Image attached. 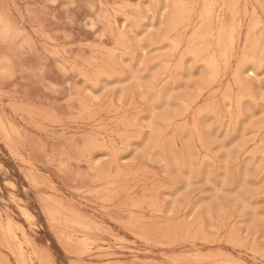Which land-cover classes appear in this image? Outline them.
<instances>
[{"label":"rangeland","instance_id":"1","mask_svg":"<svg viewBox=\"0 0 264 264\" xmlns=\"http://www.w3.org/2000/svg\"><path fill=\"white\" fill-rule=\"evenodd\" d=\"M155 1L0 0V264H264V55L208 75L203 0Z\"/></svg>","mask_w":264,"mask_h":264},{"label":"bare ground","instance_id":"2","mask_svg":"<svg viewBox=\"0 0 264 264\" xmlns=\"http://www.w3.org/2000/svg\"><path fill=\"white\" fill-rule=\"evenodd\" d=\"M157 1V0H156ZM156 1H155V3H156ZM178 1H180V0H178ZM184 2L185 1H187V0H183ZM199 1V0H198ZM197 1V2H198ZM241 1L242 0H203L202 1V6H201V9H200V12H199V16H198V18H199V23H200V25H198V28H196L197 29V31H196V34H195V36H194V38L192 39L193 40V42L194 43H197V44H201V43H203L206 39H209V38H211V39H213L214 40V42H215V45H216V52L217 53H215V51H214V55L212 56V57H210V59H208L207 60V65H208V67H209V69H210V73H211V71H212V73L211 74H208V75H212L213 73H215V75H216V73H218L219 72V70H218V72H216V70H217V68H218V64H219V62L220 61H227V58H228V56H229V52H231V51H233V49H234V47H235V44L237 43V44H239V42L241 43V41H242V38H243V36H242V28L244 27V25H245V23H246V21H248V23L246 24V34H245V37H244V53H243V57H245L244 59L245 60H248V59H257V56H262V55H264V54H262V53H264V30L261 28V22H260V17H259V15L260 14H264V5H263V3L261 2V0H251V3L248 1V0H245V3H244V5L242 6V4H241ZM158 2V1H157ZM183 2V3H184ZM188 2V1H187ZM176 4L178 3V2H175ZM174 4V3H173ZM175 4V5H176ZM178 4H181V3H178ZM177 4V6H176V17L174 18L175 20V25H179V23H182L183 22V19H187V18H184V16H186V15H184L185 14V7H186V5L184 6V4H183V6H184V8H182L181 7V5H178ZM188 4V3H187ZM198 4V3H197ZM197 4H195V5H197ZM194 5V3L192 4V6H195ZM188 6V5H187ZM175 6L173 5V8H174ZM190 8H191V6H189ZM174 10V9H173ZM187 10V9H186ZM189 10V9H188ZM193 11V10H192ZM173 12H175V10L173 11ZM191 13V12H190ZM192 13H194V11L192 12ZM191 13V14H192ZM175 14V13H174ZM196 14V13H195ZM171 15H173L172 13H171ZM190 15V14H189ZM191 16V15H190ZM263 16V15H262ZM187 17V16H186ZM264 17V16H263ZM169 19H171V18H169ZM173 19V18H172ZM171 19V21L173 22V20ZM2 20V19H1ZM189 21H190V19H188ZM192 20V19H191ZM186 21V20H185ZM185 23V22H184ZM184 23H182V24H184ZM187 23V22H186ZM181 24V25H182ZM189 24V23H188ZM173 27L172 28H174L175 26L174 25H172ZM170 27V28H169ZM168 28L169 29H171V26H169ZM183 27V26H182ZM188 27H189V25H188ZM188 27H186V28H188ZM197 27V26H196ZM3 28V27H2ZM185 28V27H184ZM185 28V29H186ZM180 29V28H179ZM185 29H183V30H185ZM168 30V29H167ZM166 30V32H168ZM172 30V29H171ZM177 30V29H176ZM11 31H12V29H11ZM175 31V30H174ZM195 31V30H194ZM2 32H3V30H2ZM165 32V33H166ZM170 32V31H169ZM173 32V31H172ZM8 33H10V32H5V34H8ZM174 33H176V32H174ZM182 33V32H181ZM195 33V32H194ZM4 34V35H5ZM170 34V33H169ZM176 34H178V33H176ZM180 34V33H179ZM120 35V34H119ZM194 35V34H193ZM193 35L191 36V34H190V36H191V38L193 37ZM165 36V35H164ZM167 36H169V35H167ZM185 36V35H184ZM189 36V37H190ZM175 37V36H174ZM177 37V36H176ZM179 37V36H178ZM181 37V36H180ZM173 38V37H172ZM182 38V37H181ZM188 38V37H187ZM161 39H164V37H161ZM161 39H160V41H161ZM178 39H180V38H178ZM190 39V38H189ZM166 40H170L171 41V39H166ZM165 40V41H166ZM174 40V39H173ZM181 40V39H180ZM180 40H178V41H180ZM165 41H163V42H165ZM177 41V42H178ZM163 42H160L161 44L163 43ZM174 42V41H173ZM187 42V41H186ZM185 42V43H186ZM206 42V41H205ZM160 43H157V44H160ZM166 43H168V42H166ZM165 43V44H166ZM169 44H170V42H169ZM174 44H175V42H174ZM173 44V47L175 46ZM177 44V43H176ZM180 44V43H179ZM208 44V43H207ZM155 45V44H154ZM167 45V44H166ZM165 45V46H166ZM171 47H172V41H171ZM189 45V44H188ZM191 45V44H190ZM190 45L188 46V47H190ZM212 45V44H211ZM156 46V45H155ZM157 46H159V45H157ZM177 46H178V44H177ZM181 46V45H180ZM180 46H178V47H180ZM185 46H187V45H185ZM152 47V46H151ZM187 47V48H188ZM194 47H195V45H194ZM213 47V46H212ZM243 47V46H242ZM155 48V47H154ZM158 48H160V47H158ZM161 48H162V46H161ZM167 48H168V46H167ZM121 49V48H120ZM173 49V48H172ZM171 49V50H172ZM171 50H169L170 51V53L171 52H174L175 50H173V51H171ZM197 50L198 51H196L195 53H194V50H193V53L195 54V55H199V54H204V53H209L210 52V50H209V48H206L205 46H203V44H201V45H198L197 46ZM178 51V49H176V52ZM184 51H185V49H184ZM188 51V50H187ZM175 52V53H176ZM189 52H190V50H189ZM192 52V51H191ZM237 52V51H236ZM241 52H242V50H241ZM144 53V52H143ZM240 53V52H239ZM173 54V53H172ZM172 54H169L168 53V55L167 56H171ZM191 55V54H190ZM205 55V54H204ZM211 55V54H210ZM241 55V54H240ZM181 56V58H182V56L183 55H180ZM231 56V55H230ZM172 57H174L173 55H172ZM208 57V56H207ZM240 57H242V56H240ZM159 58V57H158ZM163 58V57H162ZM164 58H166V57H164ZM167 58H169V57H167ZM166 58V59H167ZM261 58V57H260ZM160 59H161V57H160ZM159 59V60H160ZM173 59V58H172ZM185 58L183 57V60H184ZM197 59H198V57H197ZM199 59H201V57L199 58ZM198 59V60H199ZM203 59V58H202ZM231 57H230V60H229V62L231 61ZM162 60V59H161ZM168 60H170V59H168ZM181 61L182 59H179V55H178V60L177 61ZM195 60V59H194ZM252 60H249V61H252ZM258 60V59H257ZM158 61V60H157ZM203 61H204V59H203ZM240 61V60H239ZM264 61V60H263ZM196 62V61H195ZM198 62V61H197ZM205 62V61H204ZM243 62H245L246 63V61H243ZM248 62V61H247ZM255 62L257 63V61L255 60ZM168 63V62H167ZM167 63H162V65L163 64H167ZM177 63H179V62H177ZM177 63L175 64V67H176V65H177ZM180 63H182V61L180 62ZM201 64H205V63H202V62H200ZM221 63V62H220ZM225 63V62H224ZM241 63V62H240ZM264 63V62H263ZM169 64H171V63H169ZM238 64V63H237ZM254 64V63H253ZM261 64H262V62H261ZM182 65V64H181ZM181 65H177V66H180V68H181ZM198 65V64H197ZM228 65V64H227ZM263 65V64H262ZM164 66H166V65H164ZM207 67V66H206ZM225 67H227L226 65H225ZM251 67V66H250ZM258 67H260L259 65H258ZM166 68H167V66H166ZM170 68V67H169ZM236 68H238V67H236ZM253 68V67H252ZM251 68V69H252ZM176 69V68H175ZM259 69V68H258ZM171 71H172V69H170ZM179 70V69H178ZM249 70V69H248ZM166 71V70H165ZM253 71V70H252ZM179 72V71H178ZM181 72H182V70H181ZM170 73V72H169ZM168 73V74H169ZM177 73V72H176ZM220 73V72H219ZM219 73L217 74V75H219ZM164 74H166V73H164ZM224 74H225V72H224ZM214 75V76H215ZM216 75V76H217ZM234 75V74H233ZM169 76H170V74H169ZM236 76H237V74H236ZM211 77V76H210ZM209 77V78H210ZM218 77V76H217ZM208 78V79H209ZM216 80H218L216 77H214ZM231 78V77H230ZM233 78V77H232ZM239 79V78H238ZM166 80V79H165ZM168 80V79H167ZM169 80H170V78H169ZM175 80V79H174ZM210 80V79H209ZM241 80V79H240ZM234 81V80H233ZM238 81V80H237ZM209 82V81H208ZM214 82V81H213ZM218 82V81H217ZM165 83V82H164ZM170 84H172V83H170ZM205 84H207V83H204V85ZM230 84V83H229ZM209 85V83L206 85V86H208ZM214 85V84H213ZM223 84H221V86H222ZM237 85V84H236ZM240 85V84H239ZM166 86V85H165ZM219 86V85H218ZM174 87H175V85H174ZM210 87H211V85H210ZM226 87H227V84H226ZM207 88H209V86L207 87ZM229 88H231V87H229ZM199 89H201V88H199ZM198 89V90H199ZM157 90V89H156ZM202 90V89H201ZM204 90V89H203ZM159 92H160V90H158ZM232 91V90H231ZM198 92V91H197ZM214 92H216V91H214ZM217 92H218V90H217ZM226 92V91H225ZM228 92V91H227ZM156 93V92H155ZM159 94V93H158ZM197 94V93H196ZM203 95H205V94H203ZM250 95V94H249ZM159 96V95H158ZM200 96V95H199ZM242 97H243V95H242ZM251 97V96H250ZM250 97H248V98H250ZM197 98V97H196ZM199 98V97H198ZM225 98V97H224ZM229 98V97H228ZM236 98V97H235ZM237 98H239V97H237ZM230 100H231V98H229ZM192 100V99H191ZM196 100H198V99H196ZM225 100V99H224ZM229 100V103L231 102ZM240 101H241V99H239ZM239 100H238V102H239ZM251 100V99H250ZM253 100V99H252ZM218 101V100H217ZM227 101V100H226ZM235 101V100H234ZM248 101V100H247ZM187 102V101H186ZM193 102V101H192ZM196 102V101H195ZM228 102V101H227ZM251 103H252V101H250ZM159 103V102H158ZM232 103V102H231ZM231 103H230V105H231ZM183 104V103H182ZM239 104V103H238ZM255 104V103H254ZM184 106H185V104H183ZM205 105H207V104H205ZM204 105V106H205ZM229 105V104H228ZM256 105V104H255ZM187 107V105L185 106V108ZM202 107V106H201ZM211 107V106H210ZM213 107V106H212ZM218 107V106H217ZM230 107H232V106H230ZM188 108H189V106H188ZM188 108H186V110L188 109ZM209 108V107H208ZM240 108V107H239ZM218 109V108H217ZM216 108L214 109V111L215 110H217ZM238 109V108H237ZM237 109H235V110H237ZM185 110V111H186ZM200 110H201V108H200ZM230 110V109H229ZM119 111V110H118ZM190 111V109H188V112ZM207 111H209V109L207 110ZM12 112H13V110H12ZM183 112H184V110H183ZM201 112V111H200ZM206 112V111H205ZM210 112V111H209ZM252 112V111H251ZM203 113H204V111H203ZM229 113H230V111L228 112V117H229ZM197 114V113H196ZM205 114V113H204ZM214 114V113H213ZM215 114H216V111H215ZM214 114V116H216ZM240 114V113H239ZM219 115H220V113H219ZM182 116V115H181ZM180 116V117H181ZM184 117V116H183ZM196 117V116H195ZM199 117V116H198ZM219 117V119H220V116H218ZM230 117H231V114H230ZM234 117H235V115H234ZM231 118H233V117H231ZM183 119V118H182ZM192 119H194L193 117H192ZM208 119V118H207ZM210 119V118H209ZM208 119V120H209ZM223 119V118H222ZM238 119V118H237ZM240 119V118H239ZM238 119V120H239ZM224 120V119H223ZM223 120H222V122H223ZM233 120V119H232ZM206 121V120H205ZM220 121V120H219ZM242 121V120H241ZM195 122V121H194ZM213 122V121H212ZM216 122H217V119H216ZM221 122V123H222ZM230 122V121H229ZM9 123V122H8ZM218 123V122H217ZM228 123V122H227ZM231 123V122H230ZM233 123V122H232ZM235 123H236V121H235ZM243 123V122H242ZM1 124V123H0ZM184 124V123H183ZM219 124V123H218ZM2 125V124H1ZM8 125V124H7ZM185 125V124H184ZM232 125V124H231ZM261 125V124H260ZM4 126V125H3ZM179 126H181V124L179 125ZM197 126V125H196ZM219 126V125H218ZM227 126H228V124H227ZM264 126V125H263ZM184 127V126H183ZM188 127V126H187ZM187 127H186V129H187ZM214 127H215V125H214ZM223 127V126H222ZM233 127H235V126H233ZM237 127V126H236ZM259 127V126H258ZM179 128V127H178ZM190 128V127H189ZM194 128V127H193ZM200 129V128H199ZM237 129V128H236ZM235 129V130H236ZM255 129H257V128H255ZM261 129V128H260ZM183 130V129H182ZM197 130V129H196ZM264 130V129H263ZM262 129H261V131H263ZM10 131V130H9ZM193 131H194V129H193ZM228 131H229V129H228ZM8 132V131H7ZM11 132V131H10ZM187 132L189 133L190 131H188L187 130ZM199 132V131H198ZM201 132V131H200ZM200 132H199V135L201 136V134H200ZM18 133V132H17ZM16 133V134H17ZM195 133H197V131L195 132ZM189 134H191V132L189 133ZM3 135V134H2ZM6 136V135H5ZM198 136V135H197ZM10 137V136H9ZM202 137V136H201ZM158 138H159V136H158ZM257 138V137H256ZM160 139H161V137H160ZM169 140L171 139V138H168ZM167 139V140H168ZM201 139V138H200ZM10 140H11V137H10ZM261 140V139H260ZM260 140H259V142H260ZM199 141H201V140H199ZM6 142H9V141H6ZM5 142V143H6ZM162 142V141H161ZM194 142V141H193ZM202 142V141H201ZM200 142V143H201ZM254 142V141H253ZM199 143V142H198ZM199 143V144H200ZM11 144V143H10ZM103 144V143H102ZM158 144V143H157ZM262 144V143H261ZM173 145V144H172ZM258 145H260V143L258 144ZM8 146V145H7ZM12 146H14V145H12ZM201 146H203L202 144H201ZM256 146V145H255ZM264 146V145H263ZM258 147V146H257ZM12 148V147H11ZM155 148V147H154ZM259 148V147H258ZM95 149V148H94ZM14 150V149H13ZM102 150V149H101ZM104 150V149H103ZM197 149L195 148V151H196ZM14 151H16V150H14ZM107 151V150H106ZM261 151V150H260ZM13 152V151H12ZM104 152V151H103ZM198 152V151H197ZM258 152H259V150H258ZM86 153V152H85ZM105 153V152H104ZM190 153V152H189ZM254 153V152H253ZM258 154V153H257ZM264 154V153H263ZM263 154H261V156L263 155ZM191 155V154H190ZM259 155V154H258ZM253 156H254V154H253ZM264 156V155H263ZM21 157V156H20ZM200 157V156H199ZM203 157H205V156H203ZM22 158V157H21ZM207 158V157H206ZM206 158H203V162L204 161H206V160H204V159H206ZM253 158H255V157H253ZM201 159H202V157H201ZM207 159H209V158H207ZM183 161V160H182ZM207 162H209V161H207ZM22 163V162H21ZM26 162H24V163H22V164H25ZM261 170H263V168L261 169ZM31 171V170H30ZM27 172V171H26ZM32 172V171H31ZM28 174V173H27ZM34 175V173L32 174V176ZM34 176H36V175H34ZM28 177H30L29 176V174H28ZM27 178V177H26ZM36 178H38L37 176H36ZM30 183V182H29ZM39 183V182H38ZM7 184H9V183H7ZM33 184V183H32ZM49 184V183H48ZM10 186H11V184H9ZM13 186V185H12ZM11 186V187H12ZM14 188V187H13ZM43 188H46V187H43ZM12 189V188H11ZM104 191H106L107 192V190H104ZM110 192V191H109ZM10 196V195H9ZM50 196V195H49ZM10 197H12V196H10ZM45 197H46V195H45ZM56 197V196H55ZM58 198V197H57ZM56 198V199H57ZM246 199H248V198H246ZM245 199V200H246ZM38 200H39V202H41V200H40V198H38ZM58 200H60V199H58ZM243 200V199H242ZM250 200H253V199H250ZM240 202H241V200H239ZM19 202H21V201H19ZM56 202V201H55ZM58 202V201H57ZM56 202V203H57ZM248 202V201H247ZM246 202V203H247ZM62 203V202H61ZM47 204V203H46ZM10 205V204H9ZM59 205H60V201H59ZM243 205V204H242ZM245 205V204H244ZM252 205V204H251ZM56 206V205H55ZM62 206H64L63 204H62ZM58 207V206H57ZM252 207H253V205H252ZM64 208V207H63ZM70 208H71V206H70ZM18 209V208H17ZM45 209H47V208H45ZM65 209H67V208H65ZM250 209V208H249ZM63 210V209H62ZM73 210H75V212H76V214H77V210L76 209H73ZM251 210V209H250ZM48 211H49V209H48ZM20 212H21V210H20ZM45 212V211H44ZM47 212V211H46ZM51 212V211H50ZM64 212H66V211H64ZM67 213V212H66ZM53 214H54V216L56 215L54 212H53ZM129 215H132V214H129ZM8 216V215H7ZM6 216V217H7ZM60 216H62V213H61V215ZM73 216V215H72ZM85 216V215H84ZM134 216V215H133ZM4 217H5V215H4ZM22 217V216H21ZM27 217H29L28 215H27ZM74 217H76V216H74ZM47 218H49V217H47ZM58 218V217H57ZM56 218V221L57 220H59V219H57ZM59 218H61V217H59ZM65 218H66V216H65ZM6 219V221H7V219L8 218H5ZM52 219V218H51ZM62 219H63V217H62ZM71 219V218H70ZM79 219H81V218H79ZM8 220H10V218L8 219ZM31 220V219H30ZM46 220V219H45ZM66 220V219H65ZM67 220H68V218H67ZM27 221H29V220H27ZM49 221V220H48ZM63 221V220H62ZM61 221V222H62ZM72 221V220H71ZM86 221V220H85ZM88 221V220H87ZM212 221V220H211ZM15 222V221H14ZM50 222V221H49ZM59 222V221H58ZM112 222V221H111ZM63 223V222H62ZM70 223H72V222H70ZM80 222H78V224H79ZM2 224V223H1ZM25 224V223H24ZM48 224V223H47ZM55 224V223H54ZM54 224H53V222H52V225L54 226ZM68 224V223H67ZM75 224V223H74ZM81 224V223H80ZM79 224V225H80ZM16 225V224H15ZM21 225V224H20ZM56 226L57 225H60V224H55ZM95 225V224H94ZM132 225H135V224H132ZM3 226V225H2ZM8 225H5V228L7 227ZM14 226V225H13ZM16 226H18V224L16 225ZM49 226V225H48ZM69 226H70V224H69ZM81 226H83V225H81ZM80 226V227H81ZM125 226V225H124ZM10 227V226H9ZM8 227V228H9ZM58 227V226H57ZM60 227H63L62 225L61 226H59V228ZM71 227V226H70ZM70 227H68L69 229H70ZM73 227H75V226H73ZM77 228L79 227V226H76ZM3 227H1V229H2ZM20 227H17V229H19ZM23 228V227H22ZM84 228V227H83ZM86 228V227H85ZM127 228V227H126ZM0 229V230H1ZM16 229V230H17ZM66 229V228H65ZM76 229V228H75ZM75 229H72V230H74L75 231ZM89 229V228H88ZM3 230L4 229H2V234H3ZM7 230V229H6ZM8 230H10V229H8ZM23 230H24V228H23ZM22 230V231H23ZM51 230V229H50ZM84 230H87V229H84ZM90 230V229H89ZM22 231H21V233H22ZM97 231V230H96ZM131 231V230H130ZM132 231H133V229H132ZM136 231V230H135ZM8 232V231H7ZM12 232V231H11ZM18 232V231H17ZM24 232H25V230H24ZM139 232V231H138ZM13 233V232H12ZM20 233V234H21ZM131 233V232H130ZM140 233V232H139ZM196 233V232H195ZM7 234V233H6ZM9 234V233H8ZM23 234V233H22ZM61 234V233H60ZM13 235V234H12ZM131 235V234H130ZM0 236L2 237V235H1V233H0ZM23 236V235H22ZM53 236H54V234H53ZM55 236H57L56 234H55ZM61 236V235H60ZM132 236H133V234H132ZM135 237V236H134ZM3 238V237H2ZM1 238V239H2ZM6 238H8V237H6ZM24 238V237H23ZM56 238H58L59 239V237H56ZM65 239H66V237H64ZM72 238V237H71ZM114 238V237H113ZM142 238H145L143 235H142ZM233 238V237H232ZM4 239V238H3ZM61 239H63V238H60L59 240L61 241ZM86 239V238H85ZM117 239V238H116ZM121 238H118V240H120ZM230 239V238H229ZM18 240V239H17ZM29 239H27V241H28ZM73 240H74V238H73ZM122 240V239H121ZM195 239H193L192 241H194ZM9 241V240H8ZM7 241V242H8ZM12 241V240H11ZM27 241H25V242H27ZM30 241V240H29ZM64 241V240H63ZM66 241V240H65ZM75 241H77V239L75 240ZM89 241V240H88ZM144 241V240H143ZM146 241V240H145ZM183 241H185V240H183ZM230 241V240H229ZM235 241V246H236V240H234ZM241 241V240H240ZM239 241V242H240ZM1 242V241H0ZM6 242V241H5ZM71 242V241H70ZM78 242V241H77ZM122 241H120V243H121ZM238 242V243H239ZM243 242V241H242ZM239 243V244H243V243ZM18 243H19V241H18ZM30 243H31V241H30ZM29 243V244H30ZM69 243V242H68ZM68 243L66 242V244L68 245ZM74 243V242H73ZM73 243H71V244H73ZM81 243V242H80ZM79 243V244H80ZM88 243H90V241L88 242ZM149 243V242H148ZM182 243V242H181ZM230 243V242H229ZM234 243V242H233ZM233 243H231V244H233ZM252 243V242H251ZM9 244V243H8ZM27 244H28V242H27ZM32 244V243H31ZM30 244V245H31ZM70 244V243H69ZM77 244V243H76ZM85 244H86V242H85ZM92 244V243H91ZM227 244V243H226ZM231 244H229V245H231ZM17 245H19V244H17ZM30 245H27V246H30ZM160 245V244H159ZM159 245H156V246H159ZM163 245V244H162ZM165 245V244H164ZM169 245H171V244H169ZM192 245V244H191ZM228 245V244H227ZM256 245L258 246V244L256 243ZM1 246H2V244H1ZM3 246L4 247H2V248H4V249H6L5 248V246L6 245H4L3 244ZM10 246H11V250L13 251V254L15 253L14 252V247L12 248V245L10 244ZM20 246V245H19ZM70 246V245H69ZM167 246V245H166ZM242 246V245H241ZM78 247H83V246H78ZM85 247H86V245H85ZM234 247V246H233ZM237 247H238V244H237ZM26 248H29V247H26ZM73 248H76V246H74ZM255 248H256V246H255ZM16 249V248H15ZM86 249V248H85ZM85 249H84V253H85ZM100 249V248H99ZM254 249V248H253ZM8 250V252L10 251L9 249H7ZM19 250V249H18ZM20 251V250H19ZM37 251V250H36ZM79 251V253H76L77 255L78 254H80V251L81 250H78ZM81 251V252H82ZM87 251V250H86ZM102 251H104V250H102ZM106 251V250H105ZM132 251H134V250H132ZM256 251V250H255ZM16 252H17V250H16ZM24 252V251H23ZM22 252V253H23ZM76 252V251H75ZM88 252V251H87ZM95 252V251H94ZM97 252H99V251H97ZM101 252V251H100ZM183 252V251H182ZM221 252V251H220ZM262 252V251H261ZM260 252V253H261ZM25 253V252H24ZM35 253H37L36 255L38 256V252H35ZM197 253V252H196ZM195 253V254H196ZM213 253V252H212ZM251 253V252H250ZM10 254V253H9ZM13 254H11V255H13ZM20 254V253H19ZM41 254V253H40ZM39 254V255H40ZM187 254V253H186ZM189 254V253H188ZM191 254V253H190ZM198 254H200V253H198ZM205 254H207V253H205ZM204 254V255H205ZM211 254V253H210ZM216 253H214V255H215ZM224 254V253H223ZM226 254V253H225ZM224 254V256H223V258H226V259H229L230 257L229 256H227V255H225ZM17 255H18V253H17ZM36 255H35V257H36ZM81 255H83L82 253H81ZM80 255V256H81ZM87 254L85 253V256H86ZM192 255V254H191ZM194 255V254H193ZM192 255V256H193ZM213 255V256H214ZM255 255H256V253H255ZM263 255V254H262ZM15 257H16V255H14ZM79 256V255H78ZM84 256V255H83ZM98 255H96V257H97ZM100 256V255H99ZM98 256V257H99ZM110 257H112L111 256V254L109 255ZM108 256V257H109ZM123 256V255H122ZM182 256H183V253H182ZM200 256V255H199ZM212 256V255H211ZM217 256V255H216ZM219 256V255H218ZM225 256H227V257H225ZM20 258H22V256H19ZM18 256L16 257V258H19ZM97 257V258H98ZM115 257V256H114ZM204 257V256H203ZM229 257V258H228ZM260 257V256H259ZM8 258V257H7ZM19 258V259H20ZM24 258V257H23ZM43 258V257H42ZM41 258V259H42ZM100 258H102V257H100ZM177 257L175 256V259H176ZM183 258V257H182ZM181 258V256H179L178 257V259L179 260H181L182 259ZM185 258H186V256H185ZM190 258V257H189ZM207 258H209V257H207ZM213 258V257H212ZM219 258V257H218ZM264 258V257H263ZM29 259V258H28ZM38 259H40L39 257H38ZM37 259V260H38ZM186 259H188V258H186ZM201 259H203V258H201ZM262 259V258H261ZM170 260V259H169ZM190 260V259H189ZM210 260H216V259H210ZM230 260H232L233 262H234V260L235 259H230ZM24 261H25V258H24ZM38 261H41V260H38ZM37 261V262H38ZM192 261V260H191ZM209 261V260H208ZM225 260L223 259V263L225 264V262H224ZM254 261V260H253ZM22 262L23 261H21L20 260V263L22 264ZM32 262V261H31ZM74 262V261H73ZM145 262V261H144ZM150 262V261H149ZM175 262H177V260L175 261ZM178 262H180L181 263V261H178ZM221 262V261H220ZM26 263V262H25ZM30 263V262H29ZM40 263H42V264H44L43 263V259H42V262H40ZM109 263V262H108ZM112 264H115V263H113V262H111ZM110 263V264H111ZM146 263V262H145ZM180 263H178V264H180ZM215 263L216 264H220L219 262H216L215 261ZM214 263V264H215ZM222 263V262H221ZM229 263V262H228ZM227 263V264H228ZM240 263V262H239ZM89 264V263H88ZM119 264V263H118ZM122 264V263H121ZM231 264H233V263H231Z\"/></svg>","mask_w":264,"mask_h":264}]
</instances>
